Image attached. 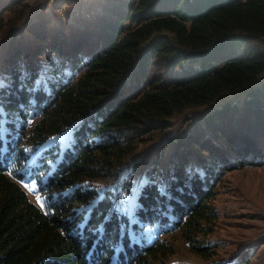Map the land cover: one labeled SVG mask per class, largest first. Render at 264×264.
Masks as SVG:
<instances>
[{
    "label": "trees",
    "instance_id": "trees-1",
    "mask_svg": "<svg viewBox=\"0 0 264 264\" xmlns=\"http://www.w3.org/2000/svg\"><path fill=\"white\" fill-rule=\"evenodd\" d=\"M23 1L0 0V20ZM111 1L82 26L43 16L0 42V264H156L174 252L161 237L177 231L211 259L219 182L264 165V46L248 42L264 40V0ZM240 91L169 151L172 137L155 146L132 207H121L137 141ZM70 127L67 144L35 155Z\"/></svg>",
    "mask_w": 264,
    "mask_h": 264
},
{
    "label": "rangeland",
    "instance_id": "rangeland-1",
    "mask_svg": "<svg viewBox=\"0 0 264 264\" xmlns=\"http://www.w3.org/2000/svg\"><path fill=\"white\" fill-rule=\"evenodd\" d=\"M111 4V0H24L21 9L6 10L2 14L0 42L3 39L8 40L6 36L10 29L24 26L43 16L50 18V24L66 27V24L70 23L82 26L83 18L93 16L103 9V5ZM248 42H258L264 46V40L250 38ZM233 49L232 46L227 47L216 54L218 57L235 54ZM234 97L243 99V91L225 95L208 105L189 107L181 113H176L169 119V127L149 133V137L144 141H137L136 149L129 158L137 157L139 160L132 175L131 192L121 201V207H132L135 195L145 179L143 167L155 146L162 145L164 138L172 137L167 139L169 143L167 142L166 151H169L175 140L183 135L192 123H201L208 112L222 106L225 101L233 100ZM70 131L71 127L51 137L47 143L38 146L35 155L53 141L67 144ZM113 184L114 182L111 183ZM23 187L31 201L43 205V199L36 193L33 183L26 184L23 181ZM212 203L218 211V219L210 238L217 242V253L211 259L200 258L190 251L177 231L161 237L171 243L174 252L156 264H234L242 250H248L250 253L245 264H264V165L244 166L225 172ZM126 216H130V211Z\"/></svg>",
    "mask_w": 264,
    "mask_h": 264
}]
</instances>
